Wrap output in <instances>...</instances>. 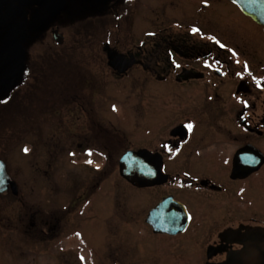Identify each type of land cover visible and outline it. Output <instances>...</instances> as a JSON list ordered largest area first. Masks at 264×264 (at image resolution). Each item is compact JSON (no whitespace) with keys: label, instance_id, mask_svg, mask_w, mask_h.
I'll list each match as a JSON object with an SVG mask.
<instances>
[{"label":"flooded vegetation","instance_id":"obj_1","mask_svg":"<svg viewBox=\"0 0 264 264\" xmlns=\"http://www.w3.org/2000/svg\"><path fill=\"white\" fill-rule=\"evenodd\" d=\"M22 2L0 0V50L15 24L24 23L28 34L23 74L7 96L0 95V107L27 88L37 61L31 58L34 48L45 43L51 48L66 46L76 17L74 24L80 20L79 27L90 20L108 19L112 24L99 33L105 81L100 75L83 73L78 93L71 99L67 94L61 105L67 113L65 128L51 120L38 141L34 126L28 152L32 169L45 155L39 172L48 177L62 154L89 176L119 174L131 189H164L167 194L148 214L172 198L186 208L190 220L184 232L157 234L146 222L147 215L144 221L155 235L178 236L196 228L192 233L199 242L195 264H264V25L231 0H195L197 16L191 23L170 17V24L151 25L118 24L123 7L131 9L135 20L139 10L148 9L146 0H62L55 16L56 7L51 12L46 8L53 6L51 0L46 7ZM226 7L230 10L223 12ZM209 10L212 16L204 15ZM37 20L44 21L39 31L33 30ZM115 53L130 65L126 71L110 65L109 57ZM109 92L116 100L129 92L131 104L118 105L121 98L117 104L104 105L102 99ZM140 98L143 103L138 105ZM70 117L77 118L75 131L70 128ZM125 143L140 146L119 151ZM140 151L143 157L132 163L136 169L130 171L152 176L164 173L163 184L138 187L121 176V159L128 152ZM8 161L0 159L18 193L10 185L0 197L15 198L20 212L22 193ZM194 201L207 203L206 220L190 210ZM68 209L55 224L71 215ZM28 214L23 221L12 220L19 233L22 225L29 229L25 234L30 243L38 235L49 237L56 229L51 220L38 222L33 208ZM202 226L207 231L199 234ZM18 251L32 253L24 248Z\"/></svg>","mask_w":264,"mask_h":264},{"label":"rangeland","instance_id":"obj_2","mask_svg":"<svg viewBox=\"0 0 264 264\" xmlns=\"http://www.w3.org/2000/svg\"><path fill=\"white\" fill-rule=\"evenodd\" d=\"M193 1L146 0L148 9L139 10L135 20L131 19V9L123 7L118 24H170L171 18L191 23L197 16ZM226 10L230 9L226 7L223 12ZM207 13L212 16L210 10L204 15ZM74 21L67 33L66 46L51 48L45 43L31 51V58H37L31 81L13 101L0 107V159L11 161H8L9 169L20 185L23 199L19 212L15 198L0 197V264H195L199 242L192 233L196 228L178 236L155 235L144 221L150 208L167 194L164 189L134 190L119 174L89 176L66 156L63 159L62 154L55 159L48 177L39 172L44 167L45 155H38L40 163L32 169L28 152L34 126L37 125L38 141L51 120L55 126L65 128L67 113L61 105L67 94L71 99L72 94L78 93L81 75H100L105 81L106 66L103 54H99L103 38L99 33L111 22L90 20L79 27L80 20L76 25ZM117 88L120 93L119 84ZM113 97L107 93L102 99L106 100L104 105L117 104L115 101L121 98L123 102L118 105L131 104L129 92L117 100ZM142 103L140 98L137 104ZM69 120L73 122L71 130L75 131L77 118ZM130 146L140 145L125 143L119 146V151ZM190 204L197 218L207 219V203ZM30 208L37 211L41 223L51 220L54 225L68 208L71 215L64 217L61 224L56 223L49 237L38 235L30 243L25 234L29 229L22 225L19 233L12 220L22 218L23 221ZM198 230L199 234L207 231L204 226ZM20 248L30 249L32 253L22 255Z\"/></svg>","mask_w":264,"mask_h":264},{"label":"water","instance_id":"obj_3","mask_svg":"<svg viewBox=\"0 0 264 264\" xmlns=\"http://www.w3.org/2000/svg\"><path fill=\"white\" fill-rule=\"evenodd\" d=\"M25 4H35L46 7L47 1L50 0H23ZM53 1L57 4H53ZM241 11L252 18L256 23L264 25V0H231ZM52 7H46L48 11L55 8L54 16L62 9V0H51ZM54 10V9H53ZM57 13V14H56ZM52 15V14H51ZM36 23V22H35ZM44 21H38L33 30L39 31L42 29ZM55 33L57 41L60 35ZM27 32L24 23H18L12 26L5 36V43L0 50V95H8L10 91L17 86L20 76L23 74L25 67V42ZM60 36V37H59ZM61 41V39H60ZM121 56L118 54L110 55V65L117 67L121 72L126 71L129 66H126L120 61ZM120 66V67H119ZM143 152L138 153L128 152L120 163L121 176L138 187H151L163 184L166 181L164 173L157 176L140 174L138 171H130L132 163L136 160H141ZM136 169V168H135ZM134 169V170H135ZM161 169V168H160ZM159 170V169H158ZM13 187V191L17 194V185L11 180L5 169V164L0 162V194L4 193L9 186ZM190 216L186 208L172 198L165 199L157 205L148 214L146 222L153 227L154 233L172 234L184 232ZM210 257V252H209Z\"/></svg>","mask_w":264,"mask_h":264},{"label":"snow or ice","instance_id":"obj_4","mask_svg":"<svg viewBox=\"0 0 264 264\" xmlns=\"http://www.w3.org/2000/svg\"><path fill=\"white\" fill-rule=\"evenodd\" d=\"M194 31H198V30H194ZM189 127H191V126H189ZM24 151H25V152H27V151H28V149H27V148H25V149H24ZM88 154H89V155H91V152H89ZM88 163H92V161H88ZM82 259H83V258H82Z\"/></svg>","mask_w":264,"mask_h":264}]
</instances>
